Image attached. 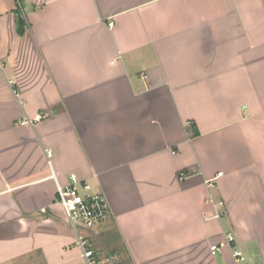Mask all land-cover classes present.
<instances>
[{
    "label": "crops",
    "instance_id": "0c3cea01",
    "mask_svg": "<svg viewBox=\"0 0 264 264\" xmlns=\"http://www.w3.org/2000/svg\"><path fill=\"white\" fill-rule=\"evenodd\" d=\"M72 174L101 256L264 264V0H0V264L82 260Z\"/></svg>",
    "mask_w": 264,
    "mask_h": 264
},
{
    "label": "built area",
    "instance_id": "2783aa9c",
    "mask_svg": "<svg viewBox=\"0 0 264 264\" xmlns=\"http://www.w3.org/2000/svg\"><path fill=\"white\" fill-rule=\"evenodd\" d=\"M113 23H110V27ZM53 153H47L51 158ZM221 176V174H219ZM58 203L63 208L67 221L76 236V245L80 251L83 264H107L108 259L102 258L90 241L87 233L101 224L110 214V207L106 197L102 193H94L88 182L81 181L77 175L70 176V184L58 185ZM235 240L234 236L228 235V243ZM219 250L214 246L213 254ZM234 257L237 261H244L243 254L235 250Z\"/></svg>",
    "mask_w": 264,
    "mask_h": 264
},
{
    "label": "rangeland",
    "instance_id": "374dc122",
    "mask_svg": "<svg viewBox=\"0 0 264 264\" xmlns=\"http://www.w3.org/2000/svg\"><path fill=\"white\" fill-rule=\"evenodd\" d=\"M117 242V241H115ZM74 249H78L77 245H76V241L74 243V245L72 246ZM116 250H118V254L114 255V254H110V253H105L104 255H102V258L104 259H108L109 262L107 264H129L128 258L126 256V254L124 253L123 249L121 246H119V248H117ZM98 251V249H97ZM100 252V251H99ZM83 264V261L80 259L78 260L77 258L71 260L68 264ZM54 264H65V263H61L59 260H55Z\"/></svg>",
    "mask_w": 264,
    "mask_h": 264
},
{
    "label": "trees",
    "instance_id": "16d2710c",
    "mask_svg": "<svg viewBox=\"0 0 264 264\" xmlns=\"http://www.w3.org/2000/svg\"><path fill=\"white\" fill-rule=\"evenodd\" d=\"M17 33L22 36L27 28V22L20 11L17 12Z\"/></svg>",
    "mask_w": 264,
    "mask_h": 264
}]
</instances>
